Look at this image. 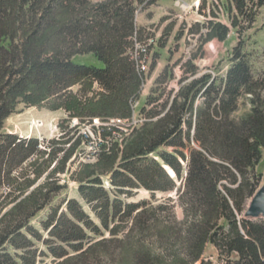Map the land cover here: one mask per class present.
Segmentation results:
<instances>
[{
    "label": "trees",
    "instance_id": "1",
    "mask_svg": "<svg viewBox=\"0 0 264 264\" xmlns=\"http://www.w3.org/2000/svg\"><path fill=\"white\" fill-rule=\"evenodd\" d=\"M233 1L249 24L264 5ZM156 2L0 0V264H37L44 256L34 249L42 237L30 223L61 189L56 176L66 173L81 144L65 133L40 149L36 139L5 132V121L21 104L49 103L80 121L130 117L143 74L129 50L134 40L146 42L138 39L135 19ZM227 32L214 24L205 42H222ZM81 58L90 61L78 62ZM197 58L181 66L188 83L162 102L149 97L141 109L145 121L123 139V148L116 143L103 149L104 165L78 180V193L100 227L76 200L65 202V211L53 208L42 222L49 236L42 242L54 264H212L204 259L210 245L220 258L226 256V264H264V221L238 220L260 180L255 169L264 148V73L254 77L239 46L223 78L196 77ZM92 61L99 65L88 64ZM73 87H79L77 94ZM246 95L250 112L237 120ZM154 153L157 160L150 158ZM102 176H109L114 192L102 187ZM139 189L150 192V201L122 204L117 198ZM169 192L182 207L181 222L172 199H156ZM132 223L124 234L121 227ZM86 231L100 237L108 232L111 238L94 243Z\"/></svg>",
    "mask_w": 264,
    "mask_h": 264
},
{
    "label": "rangeland",
    "instance_id": "2",
    "mask_svg": "<svg viewBox=\"0 0 264 264\" xmlns=\"http://www.w3.org/2000/svg\"><path fill=\"white\" fill-rule=\"evenodd\" d=\"M90 1L97 4L107 0ZM247 2L249 3V0ZM248 20V16L243 18L235 11L233 0H157L154 6L146 10H139L135 19L139 30L138 39L140 41L153 40L155 42L151 47L150 65H148L149 59H147L148 66L140 89V105L145 107L149 97L159 98V102H162L166 99L168 93L176 95L189 81L188 77L183 75L184 71L181 66L185 65V62L191 60L196 54H198V58L193 61L197 67L196 77L210 74L214 77L223 78L231 65L230 60L235 48L239 46L242 56H245L248 61L254 77H260L264 73V5L257 9L252 24H249ZM233 21H237V27L233 26ZM214 24L225 26L228 34L222 42L212 40L206 43L205 37L208 36ZM202 43L205 44L203 46L205 54L203 55L199 54L198 51ZM154 59L156 63L155 67L152 68ZM86 60L90 61L87 58L77 59L78 62L83 63H86ZM88 64L99 65L95 61ZM166 68L168 69L167 75L162 81H158ZM183 78L185 80L181 81ZM70 91L77 94L79 87H73ZM250 100V96L247 95L239 100V109L235 114L237 120L249 114L251 109ZM55 106V103L35 107H26L21 104L4 123L5 132L14 134L19 138L30 136V138L38 140L43 148L48 143L59 140V137L65 133L66 139L70 138L71 143L77 138L81 139L80 146L67 164L66 173L56 176L59 179L58 185L61 186V189L50 204L31 220L30 226L42 237L41 241L33 242L34 249L38 250V254L40 252L44 254V256L37 259V264H54V259L48 255L47 247L42 242L49 239L48 233L42 227V222L46 221L53 208L62 207L61 210L65 211V202L76 200L94 224L100 227L91 206L83 201L78 193V180H83L85 178L83 173L89 169L104 165L100 163L103 149L107 150L112 144L116 143L123 148V139H126L129 133V131L116 132L113 136H109V145H104L102 142L106 140H104L105 136H102L101 132L91 130L93 135V138H91L86 130L88 127L87 121L71 118L64 109L57 110ZM143 118L144 116L141 114L133 115V119H137L139 122H142ZM74 120H78V125L75 127L73 126L76 125ZM163 150L161 149L159 152ZM167 152H170V150H167ZM156 155L157 153H154L150 158L157 160ZM28 165H24L23 168H27ZM101 172L103 171H99V174ZM255 174L260 178L256 189L258 191L264 186V148L262 149L261 160L255 169ZM101 182L105 190L114 192V188L109 183V176H102ZM177 186H180L179 181ZM114 198V194H111V199ZM117 198L122 204H136L142 201H150L151 194L144 189H139L129 195H120ZM156 199L158 203L172 199L174 215L178 222L183 221V210L174 192L157 193ZM250 200L251 198L246 200L244 209L247 208ZM241 219L253 222L261 220L247 219L243 214L238 217V220ZM132 225L134 224L121 227L124 228L122 229L124 234ZM86 232L94 243L111 238L108 232H104L103 237L97 236L93 232ZM110 248H113V246H110ZM204 259L212 264L227 263L226 256L220 258L218 251L211 245L206 248ZM96 264L106 263L102 261V263L97 262Z\"/></svg>",
    "mask_w": 264,
    "mask_h": 264
},
{
    "label": "built area",
    "instance_id": "3",
    "mask_svg": "<svg viewBox=\"0 0 264 264\" xmlns=\"http://www.w3.org/2000/svg\"><path fill=\"white\" fill-rule=\"evenodd\" d=\"M153 44H155L153 40H149L144 43L136 42L134 40V45L129 50V55L132 58V61L136 64L138 71L143 74L142 78H145L146 68L148 65H150V48L152 47ZM147 59H149L148 65H147L148 63ZM142 83H143V79H142ZM140 96L141 95L139 93V97L133 100L131 103V109H132L133 115L141 114L142 106L140 105V102H139ZM132 114L128 118H111V119H106V120H103L100 118H93L90 121H87V124H88V127L86 129L87 134L91 138H93L91 130H98V132L102 133V136H105L104 140L106 141L102 142V144L109 145V136H113V134H115L116 132L122 133V132L129 131V133L127 134L128 136L132 132L133 129L138 128L145 121V118H143L142 122L137 121V119L134 120ZM74 123L76 125H73V126L74 127L77 126L78 120H74ZM24 139L28 140L29 137H25ZM40 149H44L41 144H40Z\"/></svg>",
    "mask_w": 264,
    "mask_h": 264
},
{
    "label": "water",
    "instance_id": "4",
    "mask_svg": "<svg viewBox=\"0 0 264 264\" xmlns=\"http://www.w3.org/2000/svg\"><path fill=\"white\" fill-rule=\"evenodd\" d=\"M243 215L247 219L264 220V186L254 193Z\"/></svg>",
    "mask_w": 264,
    "mask_h": 264
},
{
    "label": "bare ground",
    "instance_id": "5",
    "mask_svg": "<svg viewBox=\"0 0 264 264\" xmlns=\"http://www.w3.org/2000/svg\"><path fill=\"white\" fill-rule=\"evenodd\" d=\"M172 174V172H170Z\"/></svg>",
    "mask_w": 264,
    "mask_h": 264
}]
</instances>
